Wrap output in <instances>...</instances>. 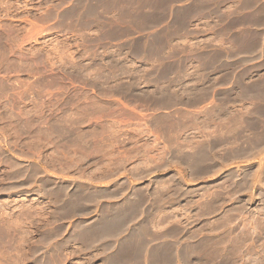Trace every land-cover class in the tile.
Returning <instances> with one entry per match:
<instances>
[{"label": "rangeland", "instance_id": "rangeland-1", "mask_svg": "<svg viewBox=\"0 0 264 264\" xmlns=\"http://www.w3.org/2000/svg\"><path fill=\"white\" fill-rule=\"evenodd\" d=\"M110 1L0 0V264H264V0Z\"/></svg>", "mask_w": 264, "mask_h": 264}, {"label": "bare ground", "instance_id": "bare-ground-1", "mask_svg": "<svg viewBox=\"0 0 264 264\" xmlns=\"http://www.w3.org/2000/svg\"><path fill=\"white\" fill-rule=\"evenodd\" d=\"M110 1V0H109ZM116 1V0H115ZM145 1V0H144ZM170 1V0H169ZM247 1H250V0H247ZM247 1H245V2H247ZM110 2H114L113 0H111ZM147 2H148V0H147ZM152 2H154V4L156 3V4H158V3H160V2H162V3H160V4H165V6H166V4L167 3H165L164 2V0H152ZM215 2V1H214ZM172 3V0H171V2H170V4ZM218 3V2H217ZM252 3V2H251ZM102 4V3H101ZM247 4H249L248 2H247ZM245 5V4H244ZM152 6V5H151ZM158 6H160V5H158ZM164 6V5H163ZM164 6V7H165ZM217 6V5H216ZM249 6V5H248ZM93 7V6H92ZM90 8L89 10H88V14L90 13L91 15L92 14H94V13H96V9H95V6L93 7V8ZM153 7V6H152ZM167 7H168V5H167ZM214 7V6H213ZM219 7V6H218ZM245 7H246V5H245ZM204 10V9H203ZM264 13V12H263ZM90 14H89V16H90ZM260 14H262V13H260ZM96 14H94V16H95ZM257 15V14H256ZM255 15V16H256ZM254 16V15H253ZM258 16V15H257ZM262 16H263V14H262ZM70 17V16H69ZM259 17V16H258ZM260 17H261V15H260ZM94 18V17H93ZM89 19V18H88ZM87 19V20H88ZM256 19V18H255ZM90 20H88V22H89ZM93 21V20H92ZM253 22V21H252ZM256 23H257V21H256ZM246 26H247V24H246ZM248 29V28H247ZM249 30V29H248ZM257 32V31H256ZM250 34H252V33H250ZM258 34V33H257ZM255 35V34H254ZM261 35V34H260ZM252 37V36H251ZM255 37V36H254ZM257 37V36H256ZM258 38V37H257ZM256 38V39H257ZM264 38V37H263ZM263 38H262V36L259 38V40H260V42H262V40H263ZM250 39V38H249ZM259 40H257V41H259ZM154 42V41H153ZM250 43V42H249ZM142 44V43H141ZM142 46V45H141ZM260 46V45H259ZM137 48H139V47H137ZM247 50V49H246ZM138 51H139V49H138ZM142 51V50H141ZM144 51V50H143ZM136 52V51H135ZM138 54V53H137ZM142 55H143V53H142ZM258 56V55H257ZM200 60V59H199ZM216 60V59H215ZM201 63V62H200ZM206 65V64H205ZM207 66V65H206ZM215 68V67H214ZM242 78V77H241ZM264 81V80H263ZM258 83V82H257ZM250 85H252V84H250ZM251 87V86H250ZM248 88V87H247ZM239 92V91H238ZM243 94V96H247V97H253V98H261V99H264V86L261 88V87H257V86H254L253 87V89H251V90H249L248 89V91L247 92H242ZM203 96H205V95H203ZM202 96V97H203ZM238 96H239V94H238ZM170 97V96H169ZM173 99H174V97H173ZM167 101V100H166ZM165 101V102H166ZM170 101V100H169ZM168 101V102H169ZM173 101V100H172ZM172 101H170V102H172ZM175 101H176V99H175ZM167 103V102H166ZM231 110V109H230ZM242 110V109H241ZM245 110V109H244ZM247 110V109H246ZM218 111H221V113H224V114H228L229 113V111L227 110V108H221V109H219ZM232 111V110H231ZM239 111V110H238ZM214 112V111H213ZM239 112H241V111H239ZM243 112V111H242ZM254 112H255V110H254ZM206 113V112H205ZM252 113H253V111H252ZM251 113V114H252ZM256 113V112H255ZM257 113H258V111H257ZM212 114V113H211ZM234 114V113H233ZM246 114V113H245ZM247 114H249V113H247ZM254 114V113H253ZM210 116V115H209ZM239 116V115H238ZM262 116V115H261ZM242 117H243V115H242ZM245 117V116H244ZM247 117V116H246ZM250 117V118H249ZM248 118L251 120L252 118H253V122H255V123H257V121H258V119H259V114H254L253 115V117L251 118V116H249ZM228 118H230V117H228ZM238 118V117H237ZM247 118V119H248ZM244 119V118H243ZM248 119V120H249ZM220 120V119H219ZM236 120V119H235ZM238 120V119H237ZM241 120V119H240ZM245 120V119H244ZM262 120V119H261ZM224 121V120H223ZM230 121V120H229ZM228 121V122H229ZM219 122V121H218ZM238 122V121H237ZM242 122H243V120H242ZM242 122H240V123H242ZM248 122V121H247ZM231 124V123H230ZM259 124V123H258ZM222 125V124H221ZM237 125V124H236ZM263 125V124H262ZM241 126H243L242 124H241ZM249 126V125H248ZM234 127H235V125H234ZM254 127H256V125L254 126ZM236 128V127H235ZM238 128H240V130H238L237 128H236V133L237 134H239L240 133V131H241V127H238ZM257 129V128H256ZM223 130V129H222ZM229 130V129H228ZM227 130V131H228ZM232 130V129H231ZM252 130V129H251ZM230 131V130H229ZM245 131V130H244ZM263 131H264V129H263ZM221 132V131H220ZM225 132V131H224ZM223 131H222V133L224 134V138H228L229 137V134H230V132L228 133V132H225L224 133ZM233 133H234V131H233ZM244 133V132H243ZM221 134V133H220ZM223 134H221V135H223ZM254 134V133H253ZM252 135V134H251ZM257 135H259V134H257ZM232 135H230V137H231ZM242 136V135H241ZM240 136V137H241ZM247 137V136H246ZM257 137V136H256ZM255 137V138H256ZM261 136L259 135V138H260ZM233 138V137H232ZM231 138V139H232ZM235 138H236V136H235ZM218 141V140H217ZM228 141V140H227ZM230 142H232V141H230ZM242 142V141H241ZM248 142V141H247ZM254 142H256V141H254ZM264 142V136L263 137H261V139L259 140V143H263ZM245 143V142H244ZM257 143H258V141H257ZM235 144V143H234ZM248 144V143H247ZM255 144H249L248 145V150L247 151H249V150H252V149H255L254 146ZM208 146V145H207ZM233 147V146H232ZM90 148V147H89ZM258 148V147H257ZM234 149V148H233ZM246 150V149H245ZM243 151V150H242ZM238 151V152H236V153H233V152H230V153H232L231 154V156L228 158V160H230V161H232V160H235V159H238V160H241V159H243V158H245L246 157V155H244V153H246L245 151ZM255 153V152H254ZM200 154H202L201 152H200ZM214 154V153H213ZM247 154V153H246ZM263 154V153H262ZM193 155V154H192ZM227 155V154H226ZM250 155V154H249ZM258 155V154H257ZM223 156V155H222ZM254 156V155H253ZM217 157V156H216ZM209 159V160H208ZM217 159H218V157H217ZM196 160H197V163H203L204 161H209V164L208 165H210V166H212V167H214V168H216L217 166H218V164H220V162L221 161H218V160H216V159H213V158H210V156H209V158H207V155H204V154H202V155H198V154H196ZM222 160V159H221ZM223 161V160H222ZM222 163V162H221ZM237 167V166H236ZM215 170V169H214ZM213 173V172H212ZM228 174L232 177V178H236L238 175H240L241 174V171L239 172L238 170L237 171H235V170H231V171H229L228 172ZM244 174V176H246L247 175V173L245 172V173H243ZM234 182V181H233ZM242 184V183H241ZM59 189V188H58ZM61 189H63V190H65L66 189V186H64L63 188H61ZM245 189V188H244ZM62 190V191H63ZM121 190V189H120ZM122 191V190H121ZM54 193V192H53ZM52 193V194H53ZM122 193V192H121ZM109 195V193H106L105 192V190H96V191H94V192H87V193H83V191L82 192H79L78 193V195H77V198L75 199V202H73V200L70 198L69 199V201H70V203H71V206H70V209L68 208V210L66 209H63V211H62V213L61 214H66V213H70V215L72 214V213H74L75 212V214L77 213V212H79V211H77L76 212V210H77V208H79V209H83V211L85 212V210H86V208H84V206H78L79 204V202H80V204H82L83 202H85V201H87L88 199L90 200V197H93V196H101V195ZM111 195V194H110ZM109 195V196H110ZM250 195V194H249ZM126 202H125V205H126V208H132V209H136L137 207H138V205H139V200H137V198H135L132 194H130L129 193V195H128V197H127V200H125ZM76 202H77V204H76ZM85 205V204H84ZM85 209V210H84ZM123 209H125V207L123 208V207H118V208H114V207H110V209H109V211H108V214L106 213H101V217L99 218V219H97L96 221H94V226H95V228L96 227H98L97 228V230L98 229H100V231H101V237H104L105 238V231H107V229L109 228H113V224H114V221L113 220H115L116 221V217H117V215H119L122 211H123ZM139 209V208H138ZM60 211V210H59ZM82 211V210H81ZM127 211V210H126ZM82 213V212H81ZM60 214V215H61ZM67 214V215H68ZM123 214V213H122ZM62 216V215H61ZM112 216V219H108L109 217H111ZM65 217V216H64ZM62 218V217H61ZM79 226V225H78ZM82 226V228H84L83 227V225H81ZM115 226V225H114ZM80 227V226H79ZM81 228V229H82ZM132 228V229H131ZM129 230H133V233H134V231H136V229H134L133 227H131ZM81 229H80V231L79 232H81ZM88 229V228H87ZM108 229V230H109ZM116 229V228H115ZM83 230V229H82ZM84 230H86L85 228H84ZM112 230H114V229H112ZM128 230V231H129ZM139 231V230H138ZM87 233H89V232H87ZM110 233V232H109ZM45 234V233H44ZM49 234V233H48ZM128 234H129V232H128ZM131 234H132V232H130V235L128 236L127 235V237H130L131 236ZM135 234V233H134ZM73 235V234H72ZM93 235V234H92ZM105 235V236H104ZM47 236V235H46ZM86 236V235H85ZM138 236V235H137ZM139 239H141V238H139ZM125 241V240H124ZM126 243V242H125ZM130 243V242H129ZM166 244V243H165ZM152 245V244H151ZM109 246V245H108ZM147 244L145 243V242H142V241H140V240H136V241H134V249H137V248H139L138 250L140 251L142 248H144V251H146L145 249L147 248ZM163 246H166V245H164V244H157V245H153V246H149L150 248H148L147 249V253H148V256H149V259L150 260H156V261H159V262H161V263H163V264H167V263H170V260H171V258L167 255L168 254V252L165 250V252L167 253H164V252H162V250H164L163 248ZM126 247V246H125ZM167 247V246H166ZM107 249V248H106ZM167 249V248H166ZM137 250V251H138ZM135 251V250H134ZM136 251V252H137ZM169 251V250H168ZM142 252V250L140 251V253ZM135 253V252H134ZM138 253V256H142V254L141 255H139V252H137ZM109 254V253H108ZM112 254V253H111ZM174 254V253H173ZM172 254V255H173ZM137 255V254H136ZM139 257V258H140ZM142 258V257H141ZM140 258V259H141ZM105 260H106V264H115V259H113V257H110L109 255H107V256H105ZM173 263V262H172Z\"/></svg>", "mask_w": 264, "mask_h": 264}]
</instances>
